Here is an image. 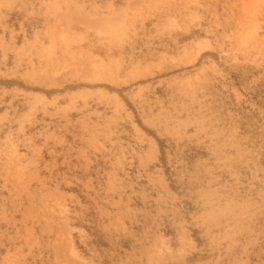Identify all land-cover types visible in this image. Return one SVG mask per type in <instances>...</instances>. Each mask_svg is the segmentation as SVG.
Returning a JSON list of instances; mask_svg holds the SVG:
<instances>
[{
	"label": "rangeland",
	"instance_id": "374dc122",
	"mask_svg": "<svg viewBox=\"0 0 264 264\" xmlns=\"http://www.w3.org/2000/svg\"><path fill=\"white\" fill-rule=\"evenodd\" d=\"M0 264H264V0H0Z\"/></svg>",
	"mask_w": 264,
	"mask_h": 264
},
{
	"label": "bare ground",
	"instance_id": "6f19581e",
	"mask_svg": "<svg viewBox=\"0 0 264 264\" xmlns=\"http://www.w3.org/2000/svg\"><path fill=\"white\" fill-rule=\"evenodd\" d=\"M54 5H55V3H54ZM56 6H57V5H55V7H56ZM58 7H59V6H58ZM56 8H57V7H56ZM107 23H109V22L107 21ZM111 24L113 25V23H111ZM98 25H100V24H98ZM112 25H110V23H109L108 26H112ZM111 28H112V27H111ZM103 29H104V27H103ZM112 29H113V28H112ZM107 30H108V29H107ZM114 30H115V27H114ZM110 32H112V31L110 30ZM200 52H201V51H200ZM97 55H98V54H97ZM89 58H90V57H89ZM89 58H88V59H89ZM96 59H98V58H96ZM96 59H95V60H96ZM92 61H94V60H92ZM92 61H91V62H92ZM95 62L98 63L97 61H95ZM91 64H92V63H91ZM97 65H98V64H97ZM95 67H96V66H95ZM41 97H43V96L41 95ZM41 97H40V98H41ZM43 98H45V96H44ZM43 98H42V99H43ZM40 101H41V100H40Z\"/></svg>",
	"mask_w": 264,
	"mask_h": 264
}]
</instances>
